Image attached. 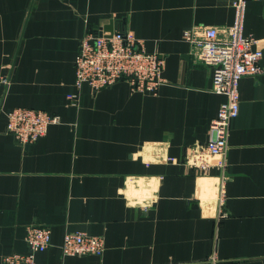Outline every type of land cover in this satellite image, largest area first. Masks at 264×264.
Listing matches in <instances>:
<instances>
[{"label": "crops", "instance_id": "crops-1", "mask_svg": "<svg viewBox=\"0 0 264 264\" xmlns=\"http://www.w3.org/2000/svg\"><path fill=\"white\" fill-rule=\"evenodd\" d=\"M236 1L0 0V264L28 252L31 223L52 232L39 264H264V73L240 81L225 216L220 169L185 162L192 146L209 141L226 97L212 90L211 67L183 34L210 26L224 34ZM110 24L164 58L156 93L128 80L100 90L76 85L81 40ZM243 27L264 64V0L245 3ZM16 107L59 122L20 144L7 129ZM68 231L101 236L104 253L64 255Z\"/></svg>", "mask_w": 264, "mask_h": 264}, {"label": "built area", "instance_id": "built-area-1", "mask_svg": "<svg viewBox=\"0 0 264 264\" xmlns=\"http://www.w3.org/2000/svg\"><path fill=\"white\" fill-rule=\"evenodd\" d=\"M247 1L234 3L236 20L224 29V34L220 35L214 26L205 28L203 33L192 28L183 34L192 45L196 59L211 67L212 90L226 97L211 121L209 141L192 146L185 156V162L200 171L213 166L220 169L221 179L216 193L220 216H225L229 136L232 121L240 111V81L244 76L264 73L263 51L255 47V38L244 34L243 10ZM164 66V58L157 52L147 51L144 40L133 31L127 28L108 31L103 26L91 28L81 40L76 59V85L88 84L94 90H100L128 80L136 90L156 93L164 82ZM71 99L77 100V95H72ZM8 118V131L23 145L36 142L46 135L51 124L59 122L57 116L30 107H16L8 113ZM215 156L218 161L213 163ZM25 240L28 252L10 253L4 256L3 264H39L36 254L51 246V229L43 224H28ZM61 248L64 255H102L105 242L101 236L68 231ZM212 264L220 263L213 259Z\"/></svg>", "mask_w": 264, "mask_h": 264}, {"label": "water", "instance_id": "water-1", "mask_svg": "<svg viewBox=\"0 0 264 264\" xmlns=\"http://www.w3.org/2000/svg\"><path fill=\"white\" fill-rule=\"evenodd\" d=\"M105 30H108V31H113V25L110 24V26H106L105 27Z\"/></svg>", "mask_w": 264, "mask_h": 264}]
</instances>
